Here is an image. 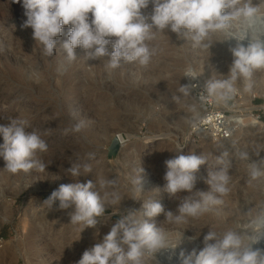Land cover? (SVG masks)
<instances>
[{
	"label": "rangeland",
	"instance_id": "1",
	"mask_svg": "<svg viewBox=\"0 0 264 264\" xmlns=\"http://www.w3.org/2000/svg\"><path fill=\"white\" fill-rule=\"evenodd\" d=\"M260 7L254 26L232 21L229 30L210 35L208 48L193 47L190 39L177 38L169 30H154L147 43L155 54L147 67L122 62L107 69L106 58L88 60L80 48L74 61L66 60L60 46L68 26L57 38L54 54L45 55L32 28L21 27L27 19L22 0H0V124L26 119L27 130L37 131L48 145L37 157L46 165L43 171L12 174L0 157V264H77L129 210L135 209L141 218L143 202L159 200L166 210L175 211L187 193L164 192L163 176L165 161L179 150L207 157L197 173L196 189L203 191L208 190V171L220 167L217 158L227 152L230 192L221 197L222 204L181 224L166 221L163 214L153 218L168 248L177 255L198 251L208 231L217 238L237 231L251 243L248 237L258 235L251 222L264 207V177L252 180L250 162L241 160L239 152L264 160V70L253 73L250 91H245L246 81L237 80V91L227 102L208 96L202 85L209 78H226L235 40L264 38V5ZM151 10L149 4L142 11L149 15ZM186 84L187 92L181 90ZM210 117L216 119L217 129L204 124ZM81 122V132H65ZM116 140L118 148L113 147ZM85 164L90 172L84 171ZM76 165L81 175L73 178L68 169ZM139 174L143 190L134 197L130 178ZM87 179L96 183L101 195L115 192L121 198L106 205L96 228L70 223L71 209L50 210L43 204L59 185ZM109 179L117 183L101 188L100 181ZM253 247L264 248V240ZM167 255L166 250L146 255L144 264H168Z\"/></svg>",
	"mask_w": 264,
	"mask_h": 264
},
{
	"label": "clouds",
	"instance_id": "2",
	"mask_svg": "<svg viewBox=\"0 0 264 264\" xmlns=\"http://www.w3.org/2000/svg\"><path fill=\"white\" fill-rule=\"evenodd\" d=\"M13 2L21 3V0ZM149 4L151 13L145 15L142 10ZM260 5H264V0H259V4L253 0H22L27 19L21 27L32 28L33 39L43 46L45 55L52 56L57 48V38L68 26L67 39L60 47L69 63L77 58L76 49L80 48L88 60L106 58L107 69H116L122 62H137L147 67L155 54L147 43L154 30H169L177 38L190 39L193 47L208 48L205 41L210 35L229 30L232 21L254 26L261 15ZM229 51L233 59L226 78H209L202 85L204 92L218 102L232 98L239 79L247 82L245 91H250L253 73L264 70V38L235 40V46ZM189 87L186 84L181 90L187 92ZM28 127L29 121L19 118L0 124L3 141L0 157L5 162L4 169L12 174L27 173L32 169L43 171L46 167L37 157L47 151L48 145L37 131H28ZM82 128L83 122L65 132L79 133ZM177 153L165 161L163 176L164 192L170 196L187 193L176 210H166L159 200L143 202L141 218L136 216L135 209L129 210L112 224L101 242L83 252L77 264H144L146 255L160 254L162 250L168 253V264H173L174 258L176 264H264V248L253 247L264 240V207L251 222L258 232V235L248 237L251 243L246 244L245 234L237 231H226L222 238L208 231L203 237V247L198 251L193 249L188 254L181 251L177 255L175 249L168 248L166 235L153 218L163 214L166 221L181 224L189 217L202 216L211 206L222 204L221 197L230 192L232 165L224 159L227 152L217 158L220 167L208 171L207 191L196 189L197 173L207 163V157L194 151L182 154L179 150ZM239 158L250 162L252 180L264 177V160H253L248 151H240ZM68 171L73 178L81 175L79 165L71 166ZM84 171L90 172L91 166L85 164ZM130 182L135 197L143 190L140 174L131 177ZM116 183L115 179L101 180L100 187ZM120 199L115 192L105 191L101 195L96 183L87 179L59 185L43 204L50 210L71 209L68 213L70 223L83 225L86 229L96 228L105 214L106 205L116 204Z\"/></svg>",
	"mask_w": 264,
	"mask_h": 264
},
{
	"label": "bare ground",
	"instance_id": "3",
	"mask_svg": "<svg viewBox=\"0 0 264 264\" xmlns=\"http://www.w3.org/2000/svg\"><path fill=\"white\" fill-rule=\"evenodd\" d=\"M10 68V67H9ZM15 71H17V73L15 74V75H17L18 74V71L19 70H15ZM13 73V72H12ZM20 74V73H19ZM19 76V75H18ZM20 77H22L21 75H20ZM20 79H22V78H20ZM214 121H216V119H213V117H210L209 119H206L205 120V122H204V124H208V123H211V125H212V127L213 126H215V129H217V126H216V124L214 123ZM194 125H196V123L194 124ZM263 128H264V125H263ZM262 128V129H263ZM119 139H124V137L123 136H120L119 137ZM5 175V174H4ZM41 219V218H40ZM4 224V221L3 220H0V227L2 226ZM33 240V239H32ZM31 241V240H30ZM254 246V245H253ZM13 251V250H12ZM5 254H7V252H5L4 253V255ZM9 254H10V252H9ZM12 255V254H11ZM5 257V256H4Z\"/></svg>",
	"mask_w": 264,
	"mask_h": 264
},
{
	"label": "water",
	"instance_id": "4",
	"mask_svg": "<svg viewBox=\"0 0 264 264\" xmlns=\"http://www.w3.org/2000/svg\"><path fill=\"white\" fill-rule=\"evenodd\" d=\"M114 146H116V147L118 148V141H117V140L114 142L113 147H114Z\"/></svg>",
	"mask_w": 264,
	"mask_h": 264
},
{
	"label": "built area",
	"instance_id": "5",
	"mask_svg": "<svg viewBox=\"0 0 264 264\" xmlns=\"http://www.w3.org/2000/svg\"><path fill=\"white\" fill-rule=\"evenodd\" d=\"M227 136V135H226Z\"/></svg>",
	"mask_w": 264,
	"mask_h": 264
}]
</instances>
